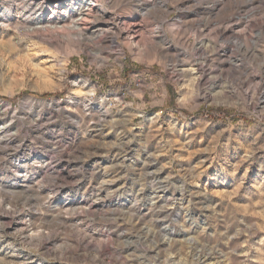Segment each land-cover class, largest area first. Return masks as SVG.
I'll return each instance as SVG.
<instances>
[{"label":"rangeland","instance_id":"rangeland-1","mask_svg":"<svg viewBox=\"0 0 264 264\" xmlns=\"http://www.w3.org/2000/svg\"><path fill=\"white\" fill-rule=\"evenodd\" d=\"M5 1L0 264H264V0Z\"/></svg>","mask_w":264,"mask_h":264},{"label":"bare ground","instance_id":"bare-ground-1","mask_svg":"<svg viewBox=\"0 0 264 264\" xmlns=\"http://www.w3.org/2000/svg\"><path fill=\"white\" fill-rule=\"evenodd\" d=\"M6 5H8L10 8L6 9L2 15H5V16H10V13H11V7H13L15 5V1L14 0H6ZM97 2V1H96ZM33 3V1H32ZM30 3V4H32ZM77 7L76 8H73L68 12H63V14L60 16L58 14H55V16L53 17L54 19H56L55 22H52L49 19L46 18V16L44 15V10L45 8H42V5L37 3H33L35 6V8L33 9L32 11V6L29 4L27 5L26 7L30 8L31 10H27L29 15L25 16L23 15L25 18V21H35V20H38V23H36L37 25H40L38 26L39 28L42 29L43 32H45L46 34L49 32L51 35H49L51 38H55L56 40H59L60 39V34H61V30L63 29V24H67L66 22L67 21H72V23L74 24V27H73V30H76L78 31V35L79 36H84L82 35V28H81V25L83 22L87 21V19L89 18V12L93 7L97 8V11L98 13H100V15L104 16L106 14V12L103 10V8L100 6H98L97 4H95L94 2L90 1V0H77ZM97 6V7H96ZM94 8V9H95ZM41 10V13L38 14V17H35L34 15L36 14L37 11ZM54 12V11H53ZM93 14V13H92ZM93 18V17H92ZM104 18V17H103ZM90 19V18H89ZM91 20V19H90ZM43 23V25L41 26V24ZM92 24V23H91ZM85 25V24H84ZM36 26V25H35ZM66 27V26H65ZM64 27V29H65ZM90 27V26H88ZM35 28V27H34ZM37 28V27H36ZM38 28V29H39ZM85 33L87 35H89L90 37L92 38H95V39H101L102 37L105 36V33L104 31L99 28L97 25H95L94 27H92L91 29L87 30L85 29ZM36 31V30H35ZM34 31V32H35ZM39 30H37L38 32ZM41 31V30H40ZM39 31V32H40ZM36 32V33H37ZM38 32V33H39ZM113 32V31H112ZM111 32V33H112ZM48 35V34H47ZM45 35V36H47ZM86 35V36H87ZM109 35V33H108ZM114 35V34H113ZM112 34L110 35L111 37L113 36ZM107 36V35H106ZM49 37V38H50ZM88 37V36H87ZM109 37V36H108ZM110 37V38H111ZM43 38V37H42ZM94 39V40H95ZM53 41V40H52ZM55 44V43H54ZM96 44V42H95ZM105 114V113H104Z\"/></svg>","mask_w":264,"mask_h":264}]
</instances>
